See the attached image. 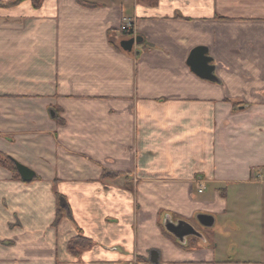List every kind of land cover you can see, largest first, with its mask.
<instances>
[{
	"label": "crops",
	"instance_id": "0c3cea01",
	"mask_svg": "<svg viewBox=\"0 0 264 264\" xmlns=\"http://www.w3.org/2000/svg\"><path fill=\"white\" fill-rule=\"evenodd\" d=\"M8 1L0 152L35 175L0 165V264L246 262L196 217L235 219L229 190L264 171V0ZM199 47L214 80L188 64ZM167 221L203 237L179 241ZM79 234L91 245L73 254Z\"/></svg>",
	"mask_w": 264,
	"mask_h": 264
},
{
	"label": "rangeland",
	"instance_id": "374dc122",
	"mask_svg": "<svg viewBox=\"0 0 264 264\" xmlns=\"http://www.w3.org/2000/svg\"><path fill=\"white\" fill-rule=\"evenodd\" d=\"M250 178L260 183L257 185L241 183L232 187L227 194L228 202L234 214H237L235 219L215 217L212 227L205 228L198 224L196 226L205 235L214 231L216 234L214 242L219 245L220 255L232 254L236 257L238 254L236 250L239 246H244L247 250L239 251L242 254V261H246L242 264H264V171L251 172ZM208 187L203 197L211 194L212 187ZM219 189L220 193L224 194V189ZM256 259L260 261H255Z\"/></svg>",
	"mask_w": 264,
	"mask_h": 264
},
{
	"label": "water",
	"instance_id": "95a60500",
	"mask_svg": "<svg viewBox=\"0 0 264 264\" xmlns=\"http://www.w3.org/2000/svg\"><path fill=\"white\" fill-rule=\"evenodd\" d=\"M140 41L141 37L136 36L128 39H123L119 44L123 50L129 52L132 50L133 44L139 43ZM210 61L211 58L207 56L206 49L199 47L193 50V52L191 53L188 59V64L191 69L201 78L214 80V66L210 64ZM14 164L21 180H23L24 182H29L34 178L35 173L33 170L16 161H14ZM196 218L198 222L205 227H211L214 224V217L212 215L199 214ZM164 226L165 229L179 241H185V238L189 235L198 236L200 238L203 237L189 223L185 221H178L177 223L167 221L164 223ZM150 260L152 262H157V253L155 251L150 253Z\"/></svg>",
	"mask_w": 264,
	"mask_h": 264
},
{
	"label": "trees",
	"instance_id": "16d2710c",
	"mask_svg": "<svg viewBox=\"0 0 264 264\" xmlns=\"http://www.w3.org/2000/svg\"><path fill=\"white\" fill-rule=\"evenodd\" d=\"M21 1H23V0H10V1L6 2L5 5L11 6V5H15ZM30 1L34 7H39L41 5V3L43 2V0H30ZM77 1L82 5L91 6V4L86 3L83 0H77ZM0 165L3 167L11 169L16 174V177L18 176V174L16 172L14 160L2 152H0ZM109 174L110 173H108V172H104L102 174V177H106ZM63 215H64V209L60 205H58L57 212H56V218H55V224H57L59 222V220L63 217ZM195 239L196 238H191V241L194 242ZM90 245H91V240L82 236L81 234H79L78 236H76V237H74L68 241L67 248L71 253L78 254L81 249H84Z\"/></svg>",
	"mask_w": 264,
	"mask_h": 264
},
{
	"label": "built area",
	"instance_id": "2783aa9c",
	"mask_svg": "<svg viewBox=\"0 0 264 264\" xmlns=\"http://www.w3.org/2000/svg\"><path fill=\"white\" fill-rule=\"evenodd\" d=\"M120 30L123 32V33H125V34H127V35H131V34H133V27H132V25L127 21V20H124L123 21V23L121 24V26H120ZM132 31V32H131ZM198 188H197V192L198 193H201L202 191H203V184L202 183H199L198 184V186H197Z\"/></svg>",
	"mask_w": 264,
	"mask_h": 264
},
{
	"label": "flooded vegetation",
	"instance_id": "af4514ba",
	"mask_svg": "<svg viewBox=\"0 0 264 264\" xmlns=\"http://www.w3.org/2000/svg\"><path fill=\"white\" fill-rule=\"evenodd\" d=\"M201 234V233H200ZM202 235V234H201ZM198 236H194V235H189L186 238H197Z\"/></svg>",
	"mask_w": 264,
	"mask_h": 264
}]
</instances>
